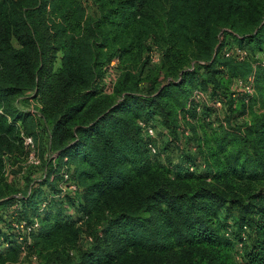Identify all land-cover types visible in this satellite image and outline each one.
<instances>
[{
	"label": "trees",
	"instance_id": "16d2710c",
	"mask_svg": "<svg viewBox=\"0 0 264 264\" xmlns=\"http://www.w3.org/2000/svg\"><path fill=\"white\" fill-rule=\"evenodd\" d=\"M95 5L91 16L82 0H0V207L34 196L8 181L7 164L27 158L22 132L37 144L36 114L51 128L39 166L63 186L69 173L81 194L72 222L42 226L50 199L38 217L10 221L0 264H18L25 247L44 264H264V0ZM228 36L248 51L244 60L221 55ZM148 39L161 48L158 63ZM114 59L125 67L110 89L102 82ZM148 62L158 73L141 92ZM252 74L253 94L229 92L232 79ZM207 89L223 102L220 122L212 104L197 110L194 92ZM28 94L36 114L12 105ZM155 118L168 130L190 126L201 170L173 172L151 156L141 123ZM23 221L36 224L29 234L14 225Z\"/></svg>",
	"mask_w": 264,
	"mask_h": 264
},
{
	"label": "rangeland",
	"instance_id": "374dc122",
	"mask_svg": "<svg viewBox=\"0 0 264 264\" xmlns=\"http://www.w3.org/2000/svg\"><path fill=\"white\" fill-rule=\"evenodd\" d=\"M84 6L86 7L88 15H96V5L95 0H82ZM147 45L149 46V52L152 51L153 54L156 52H160V47L156 45L152 39L147 40ZM243 45L234 37H226L224 39V46L221 49L222 56H233L236 54L237 49L242 47ZM242 49V48H241ZM257 58L264 59L262 54L258 53ZM250 62L254 63V59H250ZM117 66L113 68L110 72L105 76L104 81L102 82V86L109 87L110 89L114 88V84L124 69L125 65L120 62L118 59ZM159 65L152 64L148 62L145 67L143 73L148 74L149 76L145 78V80L140 84V91L146 92L149 90V77L152 73H158L157 68ZM110 73V74H109ZM151 74V75H150ZM252 75H248V77H252ZM159 83L164 80V73L159 74L158 77ZM224 87L225 85L222 84ZM229 92H236L239 94L241 91L238 77L232 79L229 82ZM208 99H211L214 95L212 91L207 89ZM28 101H24V97H18L14 99L12 102L13 106H17L22 110H30L32 113L36 114L39 111L40 103L38 99L32 97L30 95ZM27 96V95H26ZM220 97V95H216ZM215 96V97H216ZM24 102V103H23ZM211 102V100H210ZM16 107V108H17ZM215 115H219V122L224 120L225 110L219 109L215 111ZM37 122H35V126L33 131L35 132L34 137L36 140V145L38 148L39 157L43 159H47L50 154L49 145H50V137H51V128L46 123H40V118L36 114ZM215 116H212V118ZM247 117H242L240 120H245ZM36 121V119H35ZM218 123H215L217 125ZM25 129L30 130L33 125L32 123L25 124ZM151 125L155 128V141L159 150V154L151 155L153 158L158 159L163 164H166L173 172H176L180 169H185L191 164L198 163V170L202 169V164L205 163L204 158L199 153L198 149V141L197 138L192 134V130H190V126L181 120L180 124L175 127V130H168L162 126L160 119H153ZM182 128H180V127ZM184 127V128H183ZM188 128V129H186ZM15 160L8 161L7 170L8 172V181L15 185L16 188L21 190L22 192L28 195L29 192H33V197H28L27 201L23 204H17L13 206H1L0 207V236L7 232L10 221L15 220V218L25 217L29 219H33L38 217V208L39 205L42 204L44 200L51 201L49 207L43 211L42 214H45V218L42 220V226L45 224L46 220L49 219L51 222L61 218L65 221L72 222L78 216V200L81 199V194L72 193L67 189H63V182H59V178H51L45 166H39L35 164H31L27 158L23 155L15 156ZM69 166L71 169L75 167L74 162H69ZM197 170V169H196ZM225 212V211H224ZM224 212L221 214L222 218H224ZM230 223H233V219L230 218ZM225 220V218H224ZM32 242V239L30 240ZM78 248H84L86 246V233L83 232L82 237L78 240L77 243ZM32 253L29 248L25 247L24 251L21 253L18 264H44V260H40Z\"/></svg>",
	"mask_w": 264,
	"mask_h": 264
},
{
	"label": "built area",
	"instance_id": "2783aa9c",
	"mask_svg": "<svg viewBox=\"0 0 264 264\" xmlns=\"http://www.w3.org/2000/svg\"><path fill=\"white\" fill-rule=\"evenodd\" d=\"M234 55V54H233ZM246 55H248V51L246 49H237L236 54L234 55L235 57L239 58L240 60H244L246 58ZM152 62L153 63H158L160 61V53L156 52L155 54H152ZM118 63V59H114L111 61V63L109 64L108 70L109 72L115 68ZM110 74V73H109ZM239 80V85L240 88L243 92L248 93V94H253L255 91L254 88V76L252 77H248V78H238ZM194 99L197 102V110L200 111L202 108L203 104H212L213 106H215L216 108H222L223 107V102L220 99H214L210 102V99H208V96L205 92L201 91V90H196L194 92ZM142 127H143V132L145 134V136L148 139V148H149V152L151 155H157L159 153L156 141H155V128L147 123L142 122ZM22 137H23V143L26 147V149L28 150V155H27V159L29 160V162L31 164H35V165H40L41 164V159L39 157L38 154V148L35 144L34 138L32 136L26 135L23 132L21 133ZM63 176L65 180H69V183L64 184L63 189H67L72 193H77L78 191V186L70 181V175L67 172H63ZM64 180V181H65ZM16 228L22 230L24 233L29 234L32 227H34L36 224H33L31 226H27L26 222L23 221L21 223H15L14 224ZM230 230L228 231V233L226 234L227 236L229 235ZM243 244L240 242L237 245V256H236V260L239 263H243Z\"/></svg>",
	"mask_w": 264,
	"mask_h": 264
}]
</instances>
